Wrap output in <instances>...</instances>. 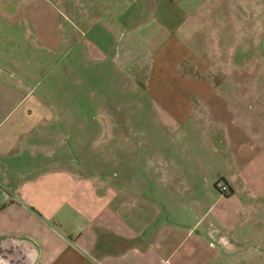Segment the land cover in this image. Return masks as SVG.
<instances>
[{
	"label": "crops",
	"instance_id": "crops-1",
	"mask_svg": "<svg viewBox=\"0 0 264 264\" xmlns=\"http://www.w3.org/2000/svg\"><path fill=\"white\" fill-rule=\"evenodd\" d=\"M23 1L27 8L19 14L8 5L13 0H0V48L14 51L21 21L39 52H61L69 39L66 30L60 33V12L50 0ZM83 13L74 12L92 30L86 50L114 63L118 48V58L122 54L128 61L130 37L118 40V30L103 23L102 15ZM154 17L162 25L173 18ZM146 25H133L129 33ZM200 27L197 21L190 28ZM140 32L142 52L149 46L158 55L144 66L152 71L163 113L177 124L192 118L203 157L145 160L135 173L124 160H67L61 138L55 149L50 141L82 130L80 108L66 103L80 98L64 94L60 76L54 94L49 85L34 91L16 77L17 59L0 56V264H264V230H259L264 226V113L246 109L242 114L241 107L232 106L246 93L237 89L240 78L233 66L218 64L225 75L213 74L214 64L197 58L187 65L191 73L185 68L182 74L178 60L194 55L188 43L176 38L163 47L157 31ZM69 63L79 61L73 57ZM25 69L23 79L31 78L35 67ZM194 96L205 105L203 116L215 124L213 141L200 133ZM112 115L107 110L106 117ZM124 127L123 120V136ZM80 134L73 136L75 145ZM52 154L57 160H50ZM218 179L227 193L217 190Z\"/></svg>",
	"mask_w": 264,
	"mask_h": 264
},
{
	"label": "rangeland",
	"instance_id": "rangeland-1",
	"mask_svg": "<svg viewBox=\"0 0 264 264\" xmlns=\"http://www.w3.org/2000/svg\"><path fill=\"white\" fill-rule=\"evenodd\" d=\"M50 1L62 15L60 33L63 35L66 30L69 39L67 46L64 44L61 52L56 54L39 52L40 49L33 45V38L26 39L24 31L27 26L19 21V36L13 40L14 51L0 48V56L5 58L12 54L17 59L16 68L13 69L16 77L20 82L24 80L34 91L49 85L50 92L54 94L61 77L64 94L71 93V96L80 98L76 102L66 103L77 104L83 114V128L77 132L81 133L78 136L81 137V147L78 146L81 142L77 145L74 143L73 136L77 135L74 132H62V136L56 134L50 141L51 148L55 149L61 138L64 151L67 152L65 156L61 153L63 158L82 164L95 160H124L125 168L135 173L138 164L145 160H190L189 154L194 153L195 156L203 157L204 150H200L196 144L192 118L186 123L177 124L163 113V102L156 94L154 80L150 79L152 71L144 66L148 65L150 58L158 59V55L150 53L149 46L142 52L141 40L144 36L140 30L145 35L157 31L158 41L162 37L164 39L163 47L176 38L188 43L194 55H185L179 50L181 55L186 56L178 60L182 74L186 69L191 73L187 65L197 58L214 64L213 74L219 72L225 75L221 71L223 66L218 64L233 66L234 75L240 78L237 89H243L246 93L240 95V100L231 101L232 106L237 109L241 107L242 114H246V109L264 113V0ZM8 5L19 14H23L27 8L23 0H13ZM75 10H81L91 18L102 15L103 23L116 27L120 41L130 37L128 61L122 54L118 58V48L115 50L117 61L114 63H104L100 56H92L86 50L90 49L86 39L92 35L91 27L85 23L87 19L83 23V20H76ZM155 13L171 14L172 22L166 21L163 25L160 24L162 20L156 22ZM145 21L146 26L137 29L134 34L129 33L131 28ZM197 21L201 22V30L195 32L190 27ZM179 22L182 25L176 27ZM65 47L68 50L66 56L63 53ZM73 57L79 61L76 66L69 63ZM139 62L143 66L141 69L138 67ZM64 64L71 68H64ZM28 66L35 67L32 77L23 79ZM230 77L232 75L226 74V78ZM177 88L180 92L179 86ZM253 90L257 94L254 97ZM199 100L195 96L191 98L194 107L200 110L196 118L198 124L201 123L200 133L204 134V138L208 135L213 141L215 124L206 115L203 116L205 105L200 104ZM107 110L113 115L106 117ZM243 118L245 120L247 117L243 115ZM243 149L246 150L247 146L243 145ZM110 152L112 154L109 157ZM57 156L52 154L50 160H57ZM35 160L34 167L39 168L37 163L42 159L39 157ZM119 167L121 169L123 166ZM260 215L264 217L263 213ZM259 227L260 231L264 230V226Z\"/></svg>",
	"mask_w": 264,
	"mask_h": 264
},
{
	"label": "built area",
	"instance_id": "built-area-1",
	"mask_svg": "<svg viewBox=\"0 0 264 264\" xmlns=\"http://www.w3.org/2000/svg\"><path fill=\"white\" fill-rule=\"evenodd\" d=\"M215 186H216L217 190H218L220 193H222V194H223V193H227V191H228V188H227L226 184H225L224 181L221 180V179L216 180V182H215Z\"/></svg>",
	"mask_w": 264,
	"mask_h": 264
}]
</instances>
